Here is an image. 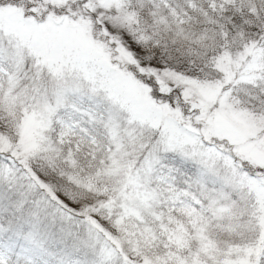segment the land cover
<instances>
[{
	"label": "snow or ice",
	"instance_id": "6c2138e0",
	"mask_svg": "<svg viewBox=\"0 0 264 264\" xmlns=\"http://www.w3.org/2000/svg\"><path fill=\"white\" fill-rule=\"evenodd\" d=\"M0 264H264V0H0Z\"/></svg>",
	"mask_w": 264,
	"mask_h": 264
}]
</instances>
